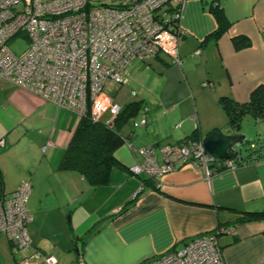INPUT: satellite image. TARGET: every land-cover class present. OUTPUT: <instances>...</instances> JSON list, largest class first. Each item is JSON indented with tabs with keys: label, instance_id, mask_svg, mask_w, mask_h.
I'll list each match as a JSON object with an SVG mask.
<instances>
[{
	"label": "crops",
	"instance_id": "obj_1",
	"mask_svg": "<svg viewBox=\"0 0 264 264\" xmlns=\"http://www.w3.org/2000/svg\"><path fill=\"white\" fill-rule=\"evenodd\" d=\"M215 1L228 27L217 39L218 24L210 12ZM177 28L180 64L159 55L127 67L126 92L119 107L142 102L146 127L121 129L134 148L159 150L180 145L192 135L201 140L227 129L218 100L245 104L264 86V0H185ZM243 36L250 46L235 50L232 39ZM199 51L198 54H195ZM102 117H106L102 120ZM100 121L110 125L109 114ZM257 121V119H254ZM78 116L43 102L0 80V177L6 193L28 182L26 230L30 248L13 254L0 236V264H145L199 235L223 226L231 231L217 240L225 264H258L264 258V221L240 222L245 214L264 213V158L234 169L184 164L160 178L135 177L130 169L141 158L124 143L115 152L125 170H113L109 185L89 189L78 174L59 170ZM242 156H245V154Z\"/></svg>",
	"mask_w": 264,
	"mask_h": 264
},
{
	"label": "built area",
	"instance_id": "obj_2",
	"mask_svg": "<svg viewBox=\"0 0 264 264\" xmlns=\"http://www.w3.org/2000/svg\"><path fill=\"white\" fill-rule=\"evenodd\" d=\"M184 1L0 0V80L78 117L84 115L88 102L93 121H100L107 112L111 123L121 107L113 103L110 88L125 83L131 62L163 55L180 64L178 43L183 32L177 24L172 27L171 20H179ZM177 7L178 12H173ZM18 40L26 42L27 48L16 55L9 46ZM147 124L148 119L142 116L133 128ZM126 145L142 160L130 169L135 177L160 178L184 164L209 172L216 160L204 150L201 140L161 148V164L152 146ZM238 147L233 148L236 154L240 153ZM237 166L230 158L226 160V169ZM30 191L28 182L11 193L0 186V236L16 255L30 248L26 230L32 221L27 208ZM229 233L220 226L212 235L196 236L145 264H225L217 240ZM33 257L44 264H56L53 257L38 253ZM30 260L22 258L18 264ZM77 264H83L82 260ZM258 264H264V258Z\"/></svg>",
	"mask_w": 264,
	"mask_h": 264
},
{
	"label": "trees",
	"instance_id": "obj_3",
	"mask_svg": "<svg viewBox=\"0 0 264 264\" xmlns=\"http://www.w3.org/2000/svg\"><path fill=\"white\" fill-rule=\"evenodd\" d=\"M173 12H178V7ZM210 12L218 24L217 30L213 34V38L217 39L228 27V23L215 1L210 5ZM171 21L172 27H176L178 20ZM232 45L235 50H241L249 47L250 41L239 36L232 39ZM218 103L227 118L229 131L239 133L242 122L247 117L264 121V86L256 87L250 93L249 100L245 104H237L228 97L219 98ZM142 111L144 112L142 102L126 104L120 108L118 115L108 125L91 119L90 105L87 102L86 111L83 116L78 117L77 126L61 158L59 170L80 175L86 181L89 189L109 185L113 170H125V167L115 157L117 149L127 142V139L120 135V130L130 119L133 120ZM188 140L200 141L201 139L197 135H192ZM245 143V156H242L239 148L240 153L236 154L233 149L228 152L229 158L236 165L264 158V138H257L256 144H249L248 141ZM252 144H254V148L251 149ZM212 166L217 167L216 171L225 170L226 161L215 160ZM146 179L154 178L147 177ZM0 186L2 187L1 177ZM239 221L245 223L264 221V213L245 214Z\"/></svg>",
	"mask_w": 264,
	"mask_h": 264
},
{
	"label": "rangeland",
	"instance_id": "obj_4",
	"mask_svg": "<svg viewBox=\"0 0 264 264\" xmlns=\"http://www.w3.org/2000/svg\"><path fill=\"white\" fill-rule=\"evenodd\" d=\"M10 50L16 54L19 55L21 53H23L26 48H27V44L26 42H24L23 40H18L16 42H13L12 44H10L9 46ZM116 103L121 104L123 103V101H125V95L126 92L123 91L121 89L120 91V87H115V88H110V94H109ZM106 117H102V120H105ZM132 123L133 120L130 119L123 127L122 129H128L130 127H132ZM240 134L243 135L245 137V141L243 143L240 144V147H238L241 150V153L244 155L245 154V142L248 141L249 144L250 143H257V138L261 137L264 138V123H262L261 121H257L254 120L252 117H247L243 120L242 122V126H241V130H240ZM6 252L7 254H9L11 261L14 263V260L12 258L11 252L8 248V246H6Z\"/></svg>",
	"mask_w": 264,
	"mask_h": 264
},
{
	"label": "water",
	"instance_id": "obj_5",
	"mask_svg": "<svg viewBox=\"0 0 264 264\" xmlns=\"http://www.w3.org/2000/svg\"><path fill=\"white\" fill-rule=\"evenodd\" d=\"M245 137L241 134L226 135L219 131L207 134L202 140L204 150L216 160L226 161L229 158L228 152L240 145Z\"/></svg>",
	"mask_w": 264,
	"mask_h": 264
}]
</instances>
